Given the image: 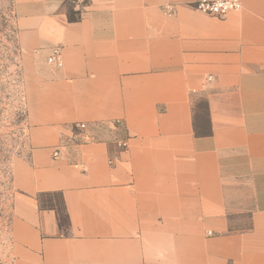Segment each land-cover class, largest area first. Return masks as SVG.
I'll use <instances>...</instances> for the list:
<instances>
[{
	"label": "crops",
	"instance_id": "crops-1",
	"mask_svg": "<svg viewBox=\"0 0 264 264\" xmlns=\"http://www.w3.org/2000/svg\"><path fill=\"white\" fill-rule=\"evenodd\" d=\"M65 1L12 0L30 146L14 264H264V0H79L77 21Z\"/></svg>",
	"mask_w": 264,
	"mask_h": 264
},
{
	"label": "rangeland",
	"instance_id": "rangeland-1",
	"mask_svg": "<svg viewBox=\"0 0 264 264\" xmlns=\"http://www.w3.org/2000/svg\"><path fill=\"white\" fill-rule=\"evenodd\" d=\"M13 21L12 0H0V264H14L10 223L16 191L12 185V164L17 158H26L30 150L22 51Z\"/></svg>",
	"mask_w": 264,
	"mask_h": 264
},
{
	"label": "built area",
	"instance_id": "built-area-1",
	"mask_svg": "<svg viewBox=\"0 0 264 264\" xmlns=\"http://www.w3.org/2000/svg\"><path fill=\"white\" fill-rule=\"evenodd\" d=\"M241 6L242 3L240 0H197L194 3L193 8L205 14L224 16L232 10L241 8ZM162 11L167 15H174L176 13L174 7L171 4L164 5L162 7ZM46 60L48 64H51L54 67H61L63 65L61 48L59 46L53 47ZM210 78L211 76L208 77V79ZM78 126L83 128L85 124L80 123ZM117 144L121 148H126L127 140H119ZM57 153L58 150H55L54 155H57ZM112 162L113 160L110 159L109 163Z\"/></svg>",
	"mask_w": 264,
	"mask_h": 264
},
{
	"label": "trees",
	"instance_id": "trees-1",
	"mask_svg": "<svg viewBox=\"0 0 264 264\" xmlns=\"http://www.w3.org/2000/svg\"><path fill=\"white\" fill-rule=\"evenodd\" d=\"M77 0H66V15L69 21H77L80 19V10H74L73 7ZM85 3V2H83ZM38 204L41 208L53 209L61 219L66 218V210L62 195L60 192H42L36 196Z\"/></svg>",
	"mask_w": 264,
	"mask_h": 264
}]
</instances>
